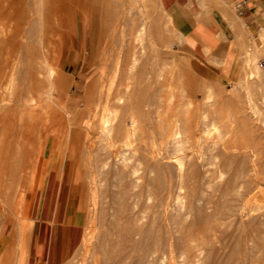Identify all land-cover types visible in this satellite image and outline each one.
<instances>
[{"label": "bare ground", "instance_id": "obj_1", "mask_svg": "<svg viewBox=\"0 0 264 264\" xmlns=\"http://www.w3.org/2000/svg\"><path fill=\"white\" fill-rule=\"evenodd\" d=\"M84 1L85 0H39V2L37 3V6L29 12H26L25 10H18L17 6L15 5L10 7L11 14H9V16L7 17V21L9 25L5 29L6 30L5 38H4L5 45L0 46V130L4 129V131L8 135V139L11 140V142L7 141L6 144H4L5 146L0 145V160L1 158H4V160H1L2 162L0 161L1 162L0 163V203L2 204L0 208L2 207L4 210V214H5L4 220L6 224L11 227L13 226L16 227V230L11 233L10 240L8 241L9 242L8 248L13 247L14 245L16 246L18 242L22 241L23 238H25V236L28 233V229L32 228V223L28 222L29 221L28 212L36 196H38V190L35 188L31 190V188L29 187L31 191H29L26 188L27 189L26 191H29V192L25 193L24 190H25V185H26V182L28 181V178L30 179V176H32L31 173L35 174V172L39 168L41 167L44 168L45 167L44 160L48 159L47 157L51 155L50 154L52 151L51 149L53 147H57V145L62 144L63 148L59 152L60 158L58 160V163H59L58 167L64 170L67 181L69 182V184L72 185L73 193H75L74 199H73L74 207H75V216L72 219V222L76 227L74 230V236L71 237L72 246H71L69 253L70 255L71 254L72 255L65 264H87V262H90L88 264H125L127 254L130 257L129 259H131L132 255L130 256L129 253H131L132 251H137V250L140 251L139 257H140L141 262L145 261L147 255H151L153 253H156L157 251L164 252V255H165V252L166 251L168 252V249H169L170 254H172L173 252L171 253V250L174 251V248L171 249L173 246L171 242L172 239L171 241H169L168 236L166 237H164L165 235L163 236V234L166 232L163 233V231L161 230L162 227L157 222L159 218L155 216L157 218L156 220L155 217H152L153 215L152 214V215H149L148 217L146 216L147 219L145 221L144 220L145 218L141 213L137 211L134 213L135 209L137 208L138 201H139V200L137 201V198L139 195H141V192L138 190L140 192L138 193L136 188L138 186V183L140 182V179H144L143 181L145 182H143V185L148 189V191H150V188L152 186H153L152 188H155V186L158 184V183L156 184L154 183L155 182L154 179L156 178V180L159 183L161 182V184H158L159 186H156V188L160 187L161 193H162L157 198L156 207L159 209H161V207H165L164 206L165 205L164 195L166 193H164V190L166 189L167 184L172 182L174 178V169L172 168L174 165L172 164L173 166L172 167L170 166L171 167L170 168L164 164V160H167V159H172L174 161H177V163L176 162H173V163L179 164L178 165L179 167L177 165L175 166L177 167L175 168V173H176V169L179 170V172L178 171L177 172L181 175V177L184 178V180L182 179L183 185H185L184 184L185 181L187 185L188 183L190 184L192 182L193 187H194L193 183L194 184L196 182L198 183V179L199 177H201L202 172L199 170L198 166L196 165L195 162H193V160H196L197 157H200L199 153L201 150V145H203L201 143V138H200L202 137V135H200V132L202 129L200 130L201 126L199 125V122H198V119L200 117L197 114L195 115L193 111L192 113L191 110H189L192 114L195 115V117L196 116L199 117L198 119L194 118L193 117L194 115H191L190 112L184 110L185 103H183L184 101L182 102L183 104L179 103L181 102L179 100L180 99L179 94L176 93L179 96L178 99L177 97L175 98L174 91L172 94L170 93L171 95L169 94V90L172 91V88H169V89L167 88L169 82H167V79L163 77L165 76V74H163V72L161 71L162 68L160 70L156 68L155 74L157 75L156 76L151 75V77L149 76V78L146 77V80L144 78V80L143 79L134 80V81L130 80L129 82L125 83L123 82L124 78H122L118 80L119 81L118 83L116 78H117L118 72L121 69L120 62L122 61L121 56H123L121 55V53L123 52V50L125 51V48H123V50L117 51V52H120V54L117 53L118 56L121 55L120 56L121 58L116 55V57L120 59V60L117 59V62H115L116 58L113 55V59L115 58L113 61L115 63H111L113 62L112 59H111V62H109L111 58L109 55L110 58L107 59L109 60L108 65L110 64L113 65L111 66L113 68L110 69L112 70L111 71L112 75L110 78L107 77L108 79L107 82L105 81L106 80L105 74L107 70L105 69L106 67H104L103 64H99L96 67V70L98 73L97 78L94 79V78L89 77L87 86L85 88V96L83 99H84V103L86 106H92L95 104L96 109L94 110V109L89 108V111H88L90 114H92V116H90V118L87 117L88 119L86 120L85 115L84 117L80 116L81 114L82 115L84 114L83 112H80V111H77L75 114L71 115V112L69 111L68 106L70 105L72 107L77 108L79 106V103L77 102L78 100L75 101L73 98H69L68 103H67L65 101L67 97L65 99L63 97L65 96L64 95L65 93H63V90L64 92H66L64 88L65 86L64 84L66 83L62 84L63 81L65 82V79H63L62 81V74L54 63L55 62L54 60L57 59L55 57L57 53L55 54L54 51L56 48L55 47L56 44L58 42L60 44L63 42V38L65 36L63 35L64 30H67L66 40L68 41V47L70 48L72 47V42L70 39L72 28H74L75 35L81 38V34L82 32H84V26L87 24L86 17L81 16V13H83V15L85 14L86 10H88V9L85 10V8L86 7L88 8L90 4L89 2L93 0H87L88 1L87 4L83 3ZM107 1H104V4ZM95 2L97 3L98 0H95ZM100 3H101V0H100ZM104 4L102 5L104 6ZM134 4L136 5V2ZM110 5L111 4H109V8L112 7V5L111 6ZM135 7H137V5ZM96 9L97 10H95V8L92 7L91 13H93V16L95 15L94 11H97V12L99 11L98 8ZM14 13L18 17L17 20L13 18ZM110 13H111V10H110ZM103 14L104 13H102V15ZM102 18L101 20L104 21L105 18L104 19ZM14 22H17L16 30H13ZM104 26L101 25V22L98 16L95 15L94 22H93V29L91 32V39L93 40V43H94L93 45L94 49L92 52V61H94L93 65L95 64L94 66H96V63H95L96 60L100 61V46L103 42V36H104L103 28H105ZM114 31L112 33H114ZM119 31L120 30L118 29L117 32L120 33ZM105 34H108L107 31L105 32ZM131 34H128V35H131ZM180 34L182 35V33ZM145 35H146V29H145V26H142V28L137 32V35L135 36V42L133 43V45H135L136 42L144 44L147 38V35H146V38H145ZM259 35L260 37L258 36L259 37L258 42L261 41L259 43L260 44L262 43V46H263L264 45L263 44L264 43V30L261 31ZM109 39L111 40V38ZM123 40H125V38ZM105 42L102 45L105 46ZM107 42H106L105 48L108 45ZM127 42L128 41H126V43ZM139 43H137L136 45L138 46ZM123 44L121 45L123 46ZM110 45L112 46L113 44L110 43ZM123 47H125V45ZM255 48L257 47L255 46ZM130 49H131V45H130ZM134 51L135 49L133 50L134 54H132L131 56L132 61H133L132 64H128V65L126 64V68H128L127 73L129 72L130 68L131 70H134V68H137V63L139 62L140 57ZM111 52L113 51L111 50ZM108 53L106 51L105 55ZM124 54H126V52H124ZM104 58H106V56ZM140 59L142 61V58ZM102 61L104 63L106 60L104 61L103 59ZM249 64L248 66H251ZM129 65H131V67ZM246 65H245V69H246ZM139 69L141 71L139 74L137 73L138 75H140L139 77L140 78L141 76L145 77L144 76L145 72L142 73V71H144L143 66L141 65ZM157 70L158 72L159 71L161 72L158 73ZM166 70L164 72L168 73V69ZM111 72H108V74L110 75ZM153 72H151V74H153ZM170 72L172 74L175 73L172 70L171 71L169 70V73ZM121 73L119 76H121ZM123 74L125 76L127 75L125 73ZM134 74L138 76L135 72ZM134 74H132V76ZM174 75L173 77L171 76L169 80L172 78H173L172 80H174ZM248 75L249 73H247V76ZM163 78L164 80H162ZM174 82H171V83H174ZM183 87L185 89L180 88L181 91L186 90L188 88L185 86ZM173 90L179 93L178 90L176 91V86ZM194 90L196 91V88H194ZM193 91L189 90V92H191V95H193L192 93ZM183 92L181 93L188 95V93H183ZM208 93L206 96H208ZM187 95H184V96H187ZM169 96L171 98L174 97L175 98V99L173 98L174 101L179 100V102H176V103L174 102L175 103L174 105L170 103L168 104L167 100ZM188 96L190 97V95ZM193 96L191 97L193 98ZM206 96L205 98L207 99ZM211 96L209 95L208 98H211ZM171 98H169V102ZM185 98L183 99L181 98V99L184 100ZM189 100L190 98L187 101ZM193 100L194 99L190 100L192 101L191 103H193ZM64 101L66 102V104ZM177 103L179 104L176 105ZM250 106H253V105L251 104L249 105L248 107L249 110L250 108L252 109L255 108V107H250ZM98 107H100L101 111L103 110V112L98 113ZM160 108H162V111H160L161 110ZM87 109L88 108L86 107V111ZM110 109L115 110L116 112L115 118L112 115V117L114 118V121L116 119L114 123L115 125L113 124L114 127L113 126L110 127L112 124L111 125L109 124L110 119H111L110 116L111 114L114 113V111L112 112ZM108 110L112 112L110 115L108 113H107L108 115H106L105 113L106 111L109 112ZM252 111L256 112V109ZM242 113H243L242 119H245V120L248 119L247 118L248 114L246 113L245 109L242 111ZM252 113L254 114V112ZM249 116L252 117L250 112H249ZM96 117H99L98 120L95 119ZM128 119L130 120L129 123H127ZM195 119H197V121ZM253 120L252 122H250V120L249 121L247 120L248 123L245 122L244 125L245 124L247 125L249 123L250 124L255 123ZM256 120H257V117H256ZM114 121L112 120L111 123ZM258 122L259 121L257 120L255 124H257ZM128 124H129V127H127ZM148 125H150L151 128L155 127V129L158 128V130H160V132L158 133L159 136L157 135V139L155 138L156 141L159 139L157 141L158 143H154L155 146L146 145L145 147H138L137 149L135 148V152L139 154V158L137 161L135 160L136 162L133 163L130 158L125 156L127 154L125 155L122 154L123 153L122 148L127 149V147H129V149H133L132 147L133 139L136 138L138 140H141V138L145 137L146 129L144 128ZM253 126L254 124H252V127ZM255 126L253 128L259 129L257 128L258 125H255ZM96 134H99V136L106 135L109 138L108 140H110L109 143H107L108 145H105V147L107 146L106 148L108 149V150H105V152L108 151L106 153V158L103 159L104 157L103 158L100 157L103 160H101L99 158V154H97L98 153L97 151L102 149V148H99L101 146L99 145L97 147L99 148V150L95 148L96 141L94 140V137ZM145 138L147 139V137ZM15 139H16V143H15L16 147L14 148L15 150L14 149L11 150L12 149L11 147L13 146V142ZM204 140L205 139H203V141ZM185 143L186 144L189 143L190 147L185 146V148L187 147L188 148L187 149L183 148ZM223 143L224 145L222 147H223L225 154L229 153V151H231L230 149H232V146L234 145V142L232 143L233 144L232 146L231 144H228V142L226 141H224ZM260 143H262V141ZM245 144L243 146H245ZM260 145H259L260 147L258 145L256 146L254 145L255 148H253L250 145L249 147L245 146L244 148H247L245 150L243 147H241L244 150V152L240 151V153L241 154L244 153V154L242 155V157H236L238 156V154L236 153V156H234L235 159L244 158V160L242 159V161H244V163L247 162L248 161L247 159H249L247 158L248 153L249 152L252 153L253 151L250 148L252 147L253 149H256L257 146H258L257 150L253 151L254 154L252 153V157H250L251 155L249 156L250 160L251 158H253V156L260 160L264 159L263 157L264 156V144L262 143ZM215 146L216 145L214 144L212 148H214ZM3 147H6V149H4ZM234 147L236 149V146ZM248 148L251 151H249ZM170 149L173 151V154L171 153L172 155L169 154ZM221 149L222 148L219 149L220 150L219 153L217 151V155L220 154V156H222L220 152L223 150ZM235 151L238 152V150H234L232 157ZM246 151L248 153H246ZM225 154H223V156H227ZM234 157L232 158L233 160H234ZM186 158L190 159V161L188 159L189 161L188 163L190 164L188 163L186 164V162H184ZM236 160H234V162L232 163L235 164L237 162ZM191 161L193 163H191ZM220 162L222 161L220 160ZM247 163H245V167L248 168L250 165L246 166ZM220 164L218 165L220 166ZM226 164H228V162ZM254 167L255 168H252L250 166L249 169L250 170L254 169L256 174L254 175L253 173V175L255 176L257 183L263 184L264 183V168H261L259 166L258 167L254 166ZM247 168H245L244 170L246 171ZM249 169L247 170L249 171ZM140 171H143V174L141 173L140 175ZM52 173L53 172L50 171L48 175L45 191L42 195L44 198V204L43 206H41V209H43L45 205L46 198H47L46 192L48 188L51 187L55 190L58 188V183L56 182V180L55 182H53V185H51L52 183L51 179L53 177ZM240 174H241V171L236 170L235 174H233L234 176L233 179L229 181V183H227L226 181L225 185L228 184L226 185V187L227 186L229 187V188L227 187L228 191L230 188H232L230 189L232 191L236 189V186H237L236 184L239 183L238 182L239 179L237 178L240 176ZM152 175H154V179L151 178ZM180 175H175V176L180 177ZM61 179H63V177L60 178V181ZM151 180H153L154 182ZM199 180L202 181L201 179ZM234 181H236V184H234ZM29 182L30 181H28V183ZM251 183L253 182H250V184ZM200 184L201 183H198V185ZM30 185H32V183ZM110 185L112 186L113 189H115L113 190V193L110 192L112 191L111 187H110L111 188L110 190L107 188L105 189L103 188L105 186L108 187ZM239 185L240 184H238V186ZM226 187L225 186L223 187L222 192L226 191L224 189ZM234 187L235 189L233 190ZM242 189H244V186ZM158 193L159 192H157L156 194ZM194 195L196 197L197 194L194 193ZM107 198L110 199L108 201H110V203H112L113 206H116V207H112L109 204L114 209V212L111 211L113 212V216H112V213L110 212L111 218L113 217L112 220L110 221L108 219V214H107L108 212L105 210V208H109V207L104 206V203H106L105 201L107 200ZM191 199H190V203L192 201L194 202L195 200L194 196H193V200ZM108 201L107 203H109ZM161 215L159 214V216ZM161 219L162 218H160V220ZM100 226H102L101 229H103L104 227L103 231L100 229ZM83 227H85V229ZM191 227H193V229L195 228L194 226H191ZM197 228L198 227H196V229ZM191 229L192 228H190V231ZM98 230H101V231H98ZM111 232H113L117 236V238H115L114 240H109L110 238L108 239L109 234ZM160 232L163 234H161ZM202 232L205 233V230H203ZM204 233H202V235ZM179 235L180 236L176 238L173 237L174 239H177V240L173 239V243H176L177 246H181L185 249L186 248L189 249L191 246V242H190L191 236L190 235H193V234H190L188 236L185 233H181V234L179 233ZM27 238H28V235H27ZM105 243H107V245ZM206 243H207V239H206ZM1 244L2 243L0 241V247H1ZM17 246H18L17 247L18 249L19 245ZM177 246H175L174 244L175 248ZM192 248L194 250V247ZM3 250L4 249L2 248L1 252H3ZM4 251H6V248ZM8 251H9L8 252L9 254L12 253V251L10 250ZM8 253L6 252V254ZM103 255L105 256L104 258L102 257ZM5 257L10 258L9 255L4 256L3 258L1 257L2 259H0V264H8L7 259ZM15 257H17V255ZM75 258H77L76 262L74 260ZM12 260L10 261L12 262ZM16 262L18 263V261Z\"/></svg>", "mask_w": 264, "mask_h": 264}, {"label": "rangeland", "instance_id": "obj_2", "mask_svg": "<svg viewBox=\"0 0 264 264\" xmlns=\"http://www.w3.org/2000/svg\"><path fill=\"white\" fill-rule=\"evenodd\" d=\"M104 1H107V0H104ZM104 1L101 0V3H100V0H98L99 3L98 2L96 3L95 0L89 2L90 4H89L88 8L87 7L85 8V10L86 9H88V10H86L84 15H83V13H81V16L86 17V20H87L86 23L87 24L84 26V32H82L81 38H79L75 35L74 28H72L71 38H70L71 42H72L71 48L68 47V41L66 40L67 30H64L63 35H65V36L63 38V42L61 44L58 42L55 46L56 48H55L54 53L55 54L57 53L55 56L57 59L54 60L55 61L54 63L56 65V67L58 68V70L62 74V81H63V79H65V82L63 81L62 84H64V83L67 84V85L64 84L65 86L63 85L65 88V91H66V92H64V90H63V93H65L64 94L65 96H63V97H64V99L67 97L65 100L67 103H68L69 98H73L75 101L78 100L77 102L79 103V106L77 108L72 107L70 105L68 106V109L71 112V115L75 114L77 111H80V112L84 113L83 115L81 114L80 116L84 117V115H85L86 120L88 118H90V116H92V114H90L88 111H89V108L95 110L96 109L95 104L92 106H86L84 103V99H83L85 96V88L87 86V82L89 80V77L94 78V79L97 78L98 73H97L96 67L99 64H103L104 67H106L105 69L107 70V72L105 74V79H106L105 81L107 82L108 81L107 77L110 78L112 75V72H111L112 70H110V69L113 68V67H111L113 65H111V64L108 65V63L111 62V59L113 61L116 58L115 62H117V59L120 60L119 58L116 57V55L118 56V54H120V52H117V51L123 50V48H125V51L124 50H123V52L121 51L122 52L121 55H123V56L126 55V56H124L126 58H124L121 55L120 56L122 58L120 56H118L121 58L122 61L120 62V65H121L120 68L121 69L117 74L116 80L118 81V80L124 78L123 82H125V83L129 82L130 80L131 81L142 80V79L144 80V78L146 80V77L149 78V76L151 77V75L152 76L157 75V74H155L156 68H158V70H160L162 68L163 70L161 69V71L163 72V74H165V76H163V77H165L167 79V82H169L167 88L168 89L172 88V91L169 90V94L170 93L172 94L174 91L175 98L177 97V99H178V97L180 96L179 100L181 101V102H179V100L174 101L175 98L173 97L174 98L173 99L169 96V98H171V100L169 102V98H168L167 103L168 104L170 103L172 105H174L176 102H179L181 104L185 103V105H184L185 109L184 110H186L188 112H190L189 110H191V112L193 111L195 115L197 114L200 117V118L197 116L195 117V115L192 114L193 112L192 113L190 112L191 115H194L193 116L194 118L200 119V120L198 119L199 125L201 126L200 130L201 129L203 130V131L201 130V132H200V135H202V137H200L201 143L203 144V145H201V150L199 153L200 155L198 154L200 157H197L196 160H193V162L196 163L199 170L202 172L201 177L204 178V179H202L201 177H199V179H201L202 181H200L198 179V183H201L200 184L201 186L198 185V183L196 182L195 184L193 183V185H194V187H193L192 182L190 183L191 185L189 183L187 185V183H185L186 181L184 182L185 185H183L182 181L184 180V178L181 177V175L178 173L179 170L176 169V173H175V168H177L175 166L176 165L178 166L179 164H176L177 161H174L172 159H167V160H164V164L168 167H170V166L172 167L174 165L172 167L174 169V178H173L172 182L167 184L166 189L164 190V193H166L164 195L165 196L164 200L166 201V203L164 201L165 207H161V209L156 207L157 206L156 205L157 198L162 193H161L160 187L156 188V186H159L158 184H161V182L159 183L156 180V178L154 179V175H152L153 177L151 176V178L154 179L155 182L153 180H151V181H153L155 184L158 183L156 186L154 185L155 188H152L153 187L152 186L150 188V191H148V189L143 185V182H145V181H143L144 179H140V182L138 183V186L136 188L138 193L141 192V195H139L140 197L138 196V198H137V201L138 200L139 201H138V205H137V208L135 209L134 213L136 211L141 213L144 216L145 221L147 219L146 216L148 217L149 215H152V214H153L152 217L157 216V218H159L157 220V218L155 217L157 222L162 227V229L161 228L160 229L163 231V233L166 232L164 234L161 232L160 233L163 234V236L165 235L164 237L168 236L169 241H171V239H172L171 242H172L173 246L171 249L174 248V251L171 250V253L172 252L173 253L170 254L169 249H168V252L167 251L165 252V255H164V252L157 251L156 253H153L151 255H147L145 261L141 262L140 257H139L140 251L139 250L132 251L131 253H129L130 256L132 255L131 259H129L130 257L127 254V258L129 260L126 258L125 264H130V263L131 264H264V234H263V232H264V226H263L264 225V183L263 184L257 183L255 176H254L256 174L254 169L253 170L249 169L250 166L252 168H255L254 166H257V167L259 166L261 168H264V159L260 160V159L253 156L255 161L253 160V158H251L252 162L250 160V157H252L253 151L257 150V147L260 144H262V143L264 144V139H263V137H264V47L263 46L264 45L262 46V43L261 44L259 43L261 41L258 42L259 37H260V35H259L260 33L259 34H246V33L239 34V36H238L239 37V44L237 45V50L235 52V55L233 53H229L226 57L227 58V65H226L225 69L227 70L226 71L227 75H224L221 72L220 61L212 62L209 59L197 56L190 51V49L188 48V46L184 42V39L182 40L183 36L177 30L174 20L172 19V17H170L168 14H166L165 12L162 11V9L160 8V6L158 4V0H143V1L142 0H133V1L132 0H108L109 2L107 1V2H105V4H104ZM38 2H39V0H0V46L5 45L4 44V40H5L4 38H5V32H6L5 29L9 25L8 21H7V17L9 16V14H11L10 13V7L15 5V6H17L18 10H25L26 12H29L37 6ZM133 2L134 3L136 2L137 7H135L136 5ZM83 3L87 4L88 1L85 0ZM203 3H204V8L206 10H209L211 8L210 0H203ZM102 4H104L105 7ZM109 4H111L112 7L109 8ZM90 5H91V7H90ZM101 6H103V7H101ZM92 7L95 8V10H97L96 8L99 9L98 12L94 11V14L98 16V18L101 22V25L102 26L105 25L104 27L106 28V29L103 28L104 36H103L102 44H104L105 40H106V42L108 40V42H107L108 45L106 48H105L106 42H105V46L102 44L100 46V61L99 60L95 61L96 66H94L95 64L93 65L94 61H92V52L94 49L93 48L94 43H93V40L91 39V32L93 29V22H94V17H95V15L93 16V13H91ZM103 8H104V10H103ZM101 10H103V11H101ZM110 10H111V13H110ZM102 13H104V14L102 15ZM233 15H234L235 19H238L237 18V12L235 11V9H233ZM102 16H103V18H102ZM13 18L15 20H17V18H18L15 13H14ZM101 18L102 19L105 18V20L103 21V20H101ZM112 21L113 22L115 21L114 24ZM104 22H105V24H104ZM133 22H135V23H133ZM13 25H14L13 30H16L17 29V27H16L17 22H14ZM142 26H145V29H146L147 38L145 35V38H146L145 43L141 44L139 42H136V44L139 43L138 46L136 44L133 45V43L135 42V36L137 35V32L142 28ZM118 29L120 30L119 31L120 33L117 32ZM263 30H261V31H263ZM106 31L108 34H105ZM113 31H114V33H112ZM115 32H116V34H115ZM121 32L123 35L124 34H126V35L123 36L121 34ZM135 32H136V34H135ZM171 33H173V34H171ZM119 34H121V35H119ZM128 34H131V35H128ZM104 37H106V38H104ZM132 37H134V38H132ZM109 38H111V40ZM124 38H125V40H123ZM112 39H114V40H112ZM126 41H128L127 42L128 44L126 43ZM256 41H257V43H256ZM110 43L113 45L111 46ZM254 43H255V45H254ZM119 44H120V46H119ZM121 44H123V46L125 45V47H123ZM258 44H260V45H258ZM109 45H110V47H109ZM130 45H131V49H130ZM139 45H140V47H139ZM255 46L257 48L258 47L259 48L257 49V48H255ZM109 48H111V49H109ZM114 49H116V50H114ZM134 49H135L134 52L137 53L140 58H142V61L139 58V62L137 63V68H134V70H131V68H130V70L128 72L130 75L129 76L127 73L128 68H126V64L127 65L132 64L133 61H132L131 56H132V54H134L133 53ZM105 50L107 51V53L109 51L110 52L105 55V53H106ZM111 50L113 52H111ZM64 52H65V54H64ZM124 52H126V54H124ZM109 55L111 58L109 57ZM113 55L115 57L114 59H113ZM105 56H106V58H104ZM101 57L104 59V61L106 60L104 63H103V61H102L103 59ZM108 58H110V61L107 60ZM249 60H250V62H249ZM124 61H125V63H124ZM245 61H247V62H245ZM115 62L113 61L111 63H115ZM248 64L251 66H248ZM141 65L144 68V71H142V73L145 72L144 73L145 77L141 76V78H140L139 77L140 75H138V74L141 72L139 69V67ZM245 65H246V69H245ZM129 66L131 67V65H129ZM247 68H249V69H247ZM164 69L165 70L168 69V73H169V70L170 71L172 70L175 73L172 74L170 72L169 74H171V75H169L167 72H164L165 71ZM123 70H124V72H123ZM153 70H154V72H153ZM158 70H157V72H158ZM161 71H159V72H161ZM108 72H111L110 75L108 74ZM134 72L136 74L138 73L137 74L138 76H136L134 74ZM151 72H153V74H151ZM120 73H121V76L123 73H125L127 75L125 76L123 74V76L121 77V76H119ZM247 73H249L248 76H247ZM132 74H134L133 75L134 77L132 76ZM174 74H176L177 76ZM168 75H169V77H168ZM173 75H174L175 82H174V80H172L173 78L169 80V78H171V76L173 77ZM175 77H177V78H175ZM160 78H162V77H160ZM162 80H164V78ZM170 81L174 82V83H171ZM118 83H119V81H118ZM170 84H171V86H170ZM174 84H176V85H174ZM182 85L185 87H188V88L186 90L181 91L182 88L185 89ZM175 86H176V91L178 90L179 93L175 92V90H173L175 88ZM179 86H181V87H179ZM193 87L196 88V91L194 90ZM189 88H191V89H189ZM168 89H167V91H168ZM188 89L190 91L194 90L192 92L194 96L191 95V92H189ZM183 91H185V92H183ZM181 92L188 93V95H190V97L187 94H182ZM208 92L209 93L213 92V93H211L212 96ZM176 93L179 94V96ZM207 93H208V96H206ZM184 95H187V96H184ZM209 95L211 96V98H208ZM191 96H193V98ZM205 96L207 97V99L205 98ZM181 98L182 99L185 98V99L182 100ZM189 98H190V100L194 99L193 103H191L192 101H190V100H189L190 103H189V101H187ZM66 102H65V104H66ZM179 103H177L176 105H178ZM250 104L253 105L250 107H255V108H253V109L250 108V110H249L248 107ZM79 107H80V109H79ZM86 107L88 108L87 111H86ZM242 108H243V110L245 109L246 113L248 114V117H247L248 119H246V120L242 119V116H243ZM160 109H161L160 111H162V108H160ZM251 109L252 110L256 109V112L252 111ZM111 111L112 112L114 111L115 114L114 113L111 114L112 113ZM111 111L105 112L106 115L111 114V116H110L111 119H110L109 124L110 125L112 124V125L110 127H112L116 121V119L114 121L116 112H115V110H111ZM251 111L254 112V114ZM100 112H103V110L101 111V108L98 107V113H100ZM249 112L252 115V117L249 116ZM112 115L114 118L112 117ZM256 117H257V120L259 121L257 124H255L257 121ZM98 118L99 117H96L95 119L98 120ZM197 119H195V120L197 121ZM112 120L114 122L111 123ZM243 120H244V122H243ZM247 120L248 121L250 120V122H252V120H253L255 123H251V124L249 123V124H247L248 125V127H247L246 124L244 125L245 122L248 123ZM129 121L130 120L128 119L127 123H129ZM252 124H254V126L258 125L257 128H259L260 130L255 129L256 126H255V128H253L254 126L252 127ZM249 126H250V128H249ZM127 127H129V124L127 125ZM144 129H146L145 133L147 136L145 135V137H147V139L145 137L141 138V140L134 138L133 143H132L133 149H129V147H127V149L122 148V151H123L122 154H124V155L127 154L128 156L127 155H125V156L130 158L133 163L136 162L139 158V154L137 152H135V148L137 149L138 147H145L146 145H148V146L154 145L155 146L154 143H158L157 141L159 140L158 139L156 141L157 135L159 136L158 133L160 132V130H158V128H156V129H155V127L151 128V126L148 125ZM156 132H157V134H156ZM257 132H259V133H257ZM155 135H156V137H155ZM108 139L109 138L106 135L99 136V134H96L94 137V140L96 141V144H95L96 147L95 148H97L100 145L101 147H99V148L103 149L105 147V145H108L107 143H109V141H110ZM203 139H205V140L203 141ZM105 140H107V141H105ZM223 140L228 142V144H231V146L233 145L232 143L234 142V145L232 146V149H230L231 151H229V153L225 154V152L223 150V147H222L224 145ZM7 141L11 142V140L8 139V135L6 134L4 129H1L0 130V145L6 144ZM247 141H248V143H247ZM261 141H262V143H260ZM10 142H9V144H10ZM215 142L218 144H216ZM15 143H16V139L13 142V146L11 147L12 148L11 150H13L16 147ZM221 143H223V144H221ZM243 143L244 144L246 143L245 146L249 147V145H250L253 148H255V146L258 145L256 147V149H253L252 147L250 148L251 150H253L252 153L247 152L248 150L251 151L249 148L246 151V153H248L247 158H249L247 160L248 161L250 160L249 162L248 161L247 162L248 163L251 162L250 164L245 162V163H247L246 166L250 165L248 168L245 167V163H244V161H242V159L244 160V158H242V159L240 158L241 161L239 158H236L239 160L238 161L234 157V156H236V153L238 154V156H236V157H242V155L244 154L243 152L247 148H244L245 146H243L244 145ZM214 144L216 146L214 148H212ZM61 145H57V147H53L51 149L52 150L50 153L51 155L49 157H47L48 159L44 160L45 161L44 162L45 167L39 168L35 172V174L31 173V175L33 177L30 176V179L32 178L31 179L32 181L28 178V181H30V182L29 183H28V181L26 182L25 190H24L25 193H28L33 188H35L38 190V196H36L33 204L31 205V207L29 209V212H28V216H29L28 222L32 223V228L28 229V233H27L28 238L26 235L22 241H20L16 244V246L14 245L13 247L15 249L13 247L8 248L9 247L8 241L10 240L11 233L16 230V227H14V226L11 227V226H8L6 224V222L4 220L5 219L4 210L2 207L0 208V241L2 243L1 247H0V259H2L6 255H9L10 258L5 257L7 259L8 264H21V263L22 264H32L33 263V260H34L33 256L36 254L37 244H38V239H39V229H40L39 228V221L42 219H49L50 220L51 218H53L54 214H55L56 221L58 224H60V228L62 231V233H61L62 237H61V243L60 244H61L62 250H64V259L62 260V262L60 264H65L72 255V254L70 255L69 251H70L71 246H72L71 237L74 236V230L76 228L72 222V219L75 216V207H74V200H73L75 193H73L72 185L69 184V182L67 181L66 174L64 173V170L60 169L58 167V165H59L58 160L60 158L59 152L63 148V145L62 146ZM185 146L190 147V144L185 143L183 148H185ZM234 146H236V149ZM106 147L103 150L102 149L99 150V148H97V150H99V151H97L98 152L97 154H99V158L100 157H102V158L104 157L103 159L106 158V153L108 152V151L105 152V150H108ZM219 147L222 148L221 150H223L220 152L222 154V156H220V154L217 155V151H218V153L220 151ZM241 147H243L244 150ZM3 148L6 149V147H3ZM187 148H185V149H187ZM202 150H204V151H202ZM232 150L233 151L238 150V152L235 151L234 155H233L234 160L237 161L235 164L232 163V162H234V160L232 159L233 158L232 157V154H233ZM55 151H56V153H55ZM240 151H243L242 152L243 154H241ZM171 153L173 154V151L170 149L169 154L172 155ZM223 154H225L227 156H223ZM222 157L223 158L225 157V158L223 159ZM102 158H100V159L103 160ZM188 159L186 158L184 160V162H186V164L190 161V159H189V161H188ZM1 160H4V158H1ZM220 160L222 162H220ZM225 161H227L228 164H226L227 162H225ZM173 162H176V163L174 164ZM193 162L191 161V163H193ZM188 164H190V163H188ZM198 164H200V165H198ZM218 164H220L221 168ZM244 167L249 169V171L247 169L245 171ZM236 170L241 171L240 176L237 178V179H239V181L238 180L237 181L239 182L238 184H240V185L238 186V184H236V181H234V184H236L238 187L235 185L236 189L234 187L233 188V190L235 189L234 191L230 190L232 188H230L228 191L227 189L229 187L228 186H227L228 188L226 187V185H228V184L225 185V183H226V181H227V183H229V181H231L233 179V177H234L233 174H235ZM50 171L53 172L52 173L53 177L51 179V182H52L51 185H53V182H55V180H56V182L58 183V188L56 190L51 188V187L48 188V190L46 192V197H47L46 202H45L43 209H41V206H43V204H44V198L42 195L45 191L46 182H47L48 175H49ZM243 172H245V173H243ZM141 173L143 174V171H140V175H141ZM253 173H254V175H253ZM175 175H180V177L179 176L176 177ZM61 177H63V179H61V181H60ZM110 177H111V175H110ZM58 178H59V180H58ZM33 179H34V181H33ZM250 182H253V183L250 184ZM31 183H32V185H30ZM27 184H29V185H27ZM106 186L103 188L104 189L107 188L109 190L112 188L111 185L108 186L109 188ZM224 186L226 187V188H224L226 190V191H224L225 193L222 192ZM243 186H244V189H242ZM29 187L31 188V190ZM26 188L29 191H26L27 190ZM140 188L141 189L144 188V189H142V191H141ZM169 189H171V190H169ZM113 190H115V189L112 188V191H110V192L113 193ZM167 191H168V193H167ZM157 192H159V193L156 194ZM193 192L195 194H197L196 197H195ZM198 192L200 195L198 194ZM167 194H169V195H167ZM188 194L189 195L192 194V195L189 196ZM252 194H254V195H252ZM193 196H194L195 200H194V202L192 201L191 202L192 204H191L190 199L192 198L191 200H193ZM188 199H189V201H188ZM108 200H110V199L107 198V200L105 201L106 203H104V206H108L109 208L111 206L116 207V206H113L112 203H110V201H108ZM107 201L109 203H107ZM111 202H112V200H111ZM106 204H108V205H106ZM0 206H2L1 203H0ZM112 207L110 209L105 208V210L108 212L107 214H108L109 221L112 220V218H113V217L111 218V213L113 216V212H114V209ZM158 207H160V206H158ZM111 211H113V212H111ZM51 212H52V217L50 215ZM159 214L160 215L162 214V215L159 216ZM109 215H110V217H109ZM160 218H162V219L160 220ZM208 224H209V226H208ZM183 226H185V227H183ZM191 226H194L195 228L193 229V227H191ZM101 227L102 226H100V229H101ZM166 227L168 228V230ZM188 227H189V229H188ZM196 227H198V228L196 229ZM83 228L85 229V227H83ZM190 228H192L191 231H190ZM176 229H177V231H176ZM101 230L103 231L104 227ZM101 230H98V231H101ZM203 230H205V233L202 232ZM174 231H175V233H174ZM169 232H171L172 234ZM211 232L212 233L214 232V233L212 234ZM102 233H104V232H102ZM179 233L180 234L185 233L188 236L190 234H193V235H190L191 236L190 237L191 238L190 239L191 246L189 249L188 248L185 249L181 246H177L176 243H173V239L180 236ZM202 233H204V234L202 235ZM115 238H117V236L113 232H111L109 234L108 239L114 240ZM206 239H207V243H206ZM109 240H108V242H109ZM174 240H177V239H174ZM105 244L107 245V243H105ZM174 244L178 248L177 247L175 248ZM17 245H19L18 249H17V247H18ZM196 245H197V247H196ZM192 247H194L195 251L193 250ZM213 247H215V248H213ZM2 248L4 250L6 248V251L3 250V252H1ZM179 248H181V249H179ZM8 250L12 251V253L9 254ZM6 252L8 254H6ZM13 254L15 256L17 255L18 258L15 257ZM19 256H20V258H19ZM102 257L104 258L105 256L103 255ZM9 259L12 260V262ZM74 260L76 262L77 258H75ZM16 261H18V263ZM13 262H15V263H13ZM88 263H90V262H87V264Z\"/></svg>", "mask_w": 264, "mask_h": 264}, {"label": "crops", "instance_id": "obj_3", "mask_svg": "<svg viewBox=\"0 0 264 264\" xmlns=\"http://www.w3.org/2000/svg\"><path fill=\"white\" fill-rule=\"evenodd\" d=\"M158 0L163 12L175 22L192 53L210 61H220L226 74L227 55L237 50L239 34H259L264 29V0ZM227 4V5H226ZM240 6L239 13L236 7ZM227 8V9H226ZM233 9L237 12L234 18ZM52 217V212L50 213ZM39 239L32 264H60L64 259L61 228L55 214L39 221ZM43 233V234H42Z\"/></svg>", "mask_w": 264, "mask_h": 264}, {"label": "built area", "instance_id": "obj_4", "mask_svg": "<svg viewBox=\"0 0 264 264\" xmlns=\"http://www.w3.org/2000/svg\"><path fill=\"white\" fill-rule=\"evenodd\" d=\"M236 11L239 13V11H240V6L236 7Z\"/></svg>", "mask_w": 264, "mask_h": 264}]
</instances>
